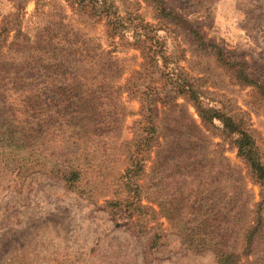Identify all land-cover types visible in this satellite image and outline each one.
<instances>
[{
	"label": "rangeland",
	"instance_id": "obj_1",
	"mask_svg": "<svg viewBox=\"0 0 264 264\" xmlns=\"http://www.w3.org/2000/svg\"><path fill=\"white\" fill-rule=\"evenodd\" d=\"M168 1L264 85V0ZM116 6L125 17L131 15L132 29L140 23L136 13L145 22L159 23L157 12L145 0H117ZM171 30L159 34L174 54L179 71L208 103L243 122L264 161V99L252 88L237 84L213 57L194 53L184 34ZM142 63L134 40L114 35L106 17L95 15L90 5L66 0H0V89L10 90L8 96L18 103L16 95L52 87V82L77 89L71 115L89 130L86 138L95 162L86 172L92 182L122 167L118 160L122 144L132 138L130 127L140 118V102L122 89ZM51 75L58 79L51 80ZM45 97H49L47 102L54 101L51 94ZM105 99L118 116L111 115L114 121L100 133V139L89 137L97 126L84 109L96 102L104 104ZM159 109L161 145L147 166L144 204L150 202L162 217L151 219L146 229H130L105 208L100 183V189L82 194L65 187L37 162L29 164L21 176L7 170L4 156L19 151L21 157L28 151L27 159L38 150H33L35 141L23 137L21 129L34 126L41 113L27 109L28 117L34 118L30 121L19 108L16 113L5 107L0 97V128H7L5 136L0 134V264H216L211 252L192 249L191 235L198 223L206 232H227L218 242L234 246L232 232L242 226L240 221L235 224L234 204L258 201L262 187L248 178L237 149L219 131L212 133L202 126L190 102L180 97L172 107L160 103ZM10 112L15 113V121ZM31 130L33 137H42L40 128ZM17 135L18 145L11 146L18 141ZM104 136L114 148L109 158ZM7 159L12 160L11 156ZM106 160L110 163L97 164ZM196 195L204 206L197 218L190 210ZM205 218L216 219L215 226ZM258 259L255 256L245 264Z\"/></svg>",
	"mask_w": 264,
	"mask_h": 264
},
{
	"label": "trees",
	"instance_id": "obj_2",
	"mask_svg": "<svg viewBox=\"0 0 264 264\" xmlns=\"http://www.w3.org/2000/svg\"><path fill=\"white\" fill-rule=\"evenodd\" d=\"M66 1L79 6L90 5L95 15L106 17L108 26L114 35L134 40L135 45L140 49L143 56L141 70L135 72L125 90L122 89V93H128L131 98L140 102V118L130 127L132 138L122 144L123 149L120 150L118 158L122 165L119 172L107 173L105 176L102 173L95 182H92L86 172V168L95 162L91 160L93 154L90 153V142L86 138L89 130L84 122L76 123V118L71 115L72 99L77 89H71L68 86L62 88L58 86L60 82L56 84L52 82V87L47 86L27 94L22 92L21 95H16L21 103L16 102L12 95L8 96L10 90L0 89L2 103L10 111L16 113L22 111L30 121L34 118L28 117L27 109L32 108L41 113L34 121V126L21 129L24 133L23 137L30 136L29 138L35 141L33 150H38L33 151L27 159H24V156L28 154V151H25L21 157L19 151L13 155L4 156L2 163L7 164V170L12 173L18 171V175L21 176L24 170L30 169L29 164L34 166L37 162L40 163L42 169L62 181L65 187L82 194H85L87 190L92 192L93 189H100L98 185L100 183L104 185L105 208L114 219L124 221V225L130 229H146L151 219L158 220L162 217V212L150 202L144 204V201H147V186L144 184L147 179V166L152 153L161 145L162 134L158 123L159 104L170 108L176 100L183 97L194 107L202 126L207 131L212 133L215 130L219 131V136L228 140L237 149L238 157L248 168V178L262 187L258 201L241 202L237 200L234 204L235 224L240 221L242 225L232 232L235 236L234 246L226 247L218 242L227 232L223 234H220L218 230L206 232L202 229L203 224L200 222L191 235L193 237L192 249L197 253L211 252L216 264H245L255 256L259 257L255 264H264V161L260 149L252 134L244 127L243 122L227 116L208 103L195 84L179 71L174 54L169 52L166 40L159 32L167 33L172 31V28H176L184 34L194 53L213 57L222 68L230 73L237 84L252 88L263 99L264 85L256 79L254 74L246 71L244 63L233 62L227 50L207 38L193 23L170 7L168 0H145L157 12L159 23L145 22L140 14L136 13L135 20H140V23L136 24L133 29L128 23L131 15L127 14V17L123 15V10L116 6L117 0ZM7 31L9 32V29ZM54 66L58 67V64ZM56 72H61V70ZM135 76L138 77L136 81ZM53 77H55L53 81L58 79L54 75H51L50 79L52 80ZM147 82L149 83L146 84ZM47 94H51L54 101L49 102L48 100L47 102L46 99L49 98L45 97ZM104 101V104L96 102V104L88 105L91 106L90 108L84 109V113L97 126L95 133L91 131L89 137L100 139L102 137L100 133L104 128L111 126L114 121L111 115L118 116L114 112L115 108L111 101L106 99ZM120 103L122 109L123 104L121 101ZM16 108L20 110L16 111ZM13 112H10L11 118L15 121ZM38 128L41 129V138L32 136L31 129L37 130ZM11 130L16 131L13 128ZM6 131L7 128H0V134L4 136ZM18 135L15 136L18 141L11 146L18 145ZM104 139L107 137L104 136ZM104 144L106 155L109 158L108 153L113 152L114 148L108 139ZM48 153L50 156L47 155ZM7 156H11L12 160H8ZM106 163L110 162L106 160L97 164L105 165ZM8 166L14 168L11 169ZM81 188H85V191L80 190ZM192 197L195 201H192L190 210L196 217V213H200L204 206L201 205L197 195ZM213 208L215 207L211 204V212ZM205 220L213 227L216 224V219L205 218Z\"/></svg>",
	"mask_w": 264,
	"mask_h": 264
}]
</instances>
